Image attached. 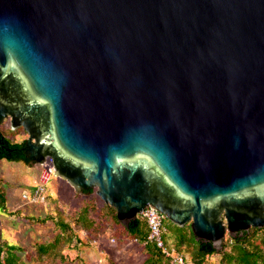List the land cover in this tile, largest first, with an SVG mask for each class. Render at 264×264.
I'll return each instance as SVG.
<instances>
[{
	"label": "water",
	"instance_id": "obj_1",
	"mask_svg": "<svg viewBox=\"0 0 264 264\" xmlns=\"http://www.w3.org/2000/svg\"><path fill=\"white\" fill-rule=\"evenodd\" d=\"M6 119L126 228L151 206L218 252L264 228V0H0Z\"/></svg>",
	"mask_w": 264,
	"mask_h": 264
},
{
	"label": "rangeland",
	"instance_id": "obj_2",
	"mask_svg": "<svg viewBox=\"0 0 264 264\" xmlns=\"http://www.w3.org/2000/svg\"><path fill=\"white\" fill-rule=\"evenodd\" d=\"M0 129L18 142L28 136L22 127L11 132L9 119L0 124ZM39 185L44 190L41 196L35 191ZM0 189L6 194L5 205L0 207L1 240L22 248L21 264H143L148 255L144 247L146 241H137L121 225L104 221L99 233L92 237L74 225L78 232L77 239L62 241L61 261L48 256L40 257L37 245L52 242L60 233L55 224L57 218L74 224L75 212L86 198L95 200L94 217L100 216L98 211L106 204L96 194V189L79 193L66 180L57 177L50 158L35 164L1 159ZM178 232L179 228L165 217L162 233L165 244L182 253L187 263L192 264L186 249L183 247L178 250L175 246ZM219 258V255L209 256L205 264H219Z\"/></svg>",
	"mask_w": 264,
	"mask_h": 264
},
{
	"label": "trees",
	"instance_id": "obj_3",
	"mask_svg": "<svg viewBox=\"0 0 264 264\" xmlns=\"http://www.w3.org/2000/svg\"><path fill=\"white\" fill-rule=\"evenodd\" d=\"M10 131L13 132L11 128ZM24 141H15L0 129V160L28 162L22 151ZM90 191L88 189L84 192ZM5 202L6 194L0 189V207H4ZM94 202L95 200L92 198L82 200L81 205L75 212L72 221L74 224L72 225L63 218H57L55 224L60 229V233L52 242L37 245L39 256H48L61 261L63 259L61 252L63 243L77 239L76 233L78 232L75 230L74 225L79 229H84L92 237L99 233L104 221H111L116 225H121L124 231L137 241H146L148 228L141 215H138L126 228L117 221L116 210L109 204H105L99 209L100 216L94 217L93 211L96 210ZM174 225L179 228V232L175 237V246L178 250L183 247L186 249L192 264H205L206 259L212 255H219V264H264V228H251L242 237L232 238L228 236L224 240L223 248L217 252L213 249L211 243L196 241L190 225ZM62 237H64V240H61ZM144 247L148 255L143 264H173L170 258L164 255L153 243L146 242ZM21 251L20 246L3 242L0 234V264H21Z\"/></svg>",
	"mask_w": 264,
	"mask_h": 264
},
{
	"label": "built area",
	"instance_id": "obj_4",
	"mask_svg": "<svg viewBox=\"0 0 264 264\" xmlns=\"http://www.w3.org/2000/svg\"><path fill=\"white\" fill-rule=\"evenodd\" d=\"M35 191L36 194L41 196L44 190L41 185H39ZM141 216L146 222L148 228L146 242L153 243L164 255L170 258L173 264H188L186 257L182 253L177 252L173 248L167 247L163 240L164 215L154 207L149 206L142 211Z\"/></svg>",
	"mask_w": 264,
	"mask_h": 264
}]
</instances>
